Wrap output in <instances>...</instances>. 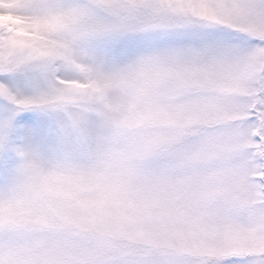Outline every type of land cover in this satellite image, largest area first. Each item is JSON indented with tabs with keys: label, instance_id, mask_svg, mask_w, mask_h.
I'll return each instance as SVG.
<instances>
[{
	"label": "snow or ice",
	"instance_id": "snow-or-ice-1",
	"mask_svg": "<svg viewBox=\"0 0 264 264\" xmlns=\"http://www.w3.org/2000/svg\"><path fill=\"white\" fill-rule=\"evenodd\" d=\"M0 264H264V0H0Z\"/></svg>",
	"mask_w": 264,
	"mask_h": 264
}]
</instances>
